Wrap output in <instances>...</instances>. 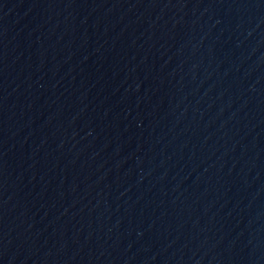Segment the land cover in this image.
<instances>
[{
    "label": "water",
    "instance_id": "1",
    "mask_svg": "<svg viewBox=\"0 0 264 264\" xmlns=\"http://www.w3.org/2000/svg\"><path fill=\"white\" fill-rule=\"evenodd\" d=\"M0 264H264V0H0Z\"/></svg>",
    "mask_w": 264,
    "mask_h": 264
}]
</instances>
